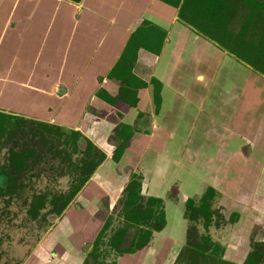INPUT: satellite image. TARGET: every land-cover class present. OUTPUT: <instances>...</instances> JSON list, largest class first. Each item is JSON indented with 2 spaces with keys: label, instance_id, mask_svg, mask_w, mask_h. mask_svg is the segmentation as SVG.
Masks as SVG:
<instances>
[{
  "label": "crops",
  "instance_id": "obj_1",
  "mask_svg": "<svg viewBox=\"0 0 264 264\" xmlns=\"http://www.w3.org/2000/svg\"><path fill=\"white\" fill-rule=\"evenodd\" d=\"M225 1L237 31L248 7ZM183 2L0 0V110L72 127L105 152L19 264H82L132 172L167 216L134 264L162 262L183 200L206 182L248 214L237 227L256 223L264 234V76L182 21ZM126 91L131 102L116 97ZM121 123L133 135L115 157Z\"/></svg>",
  "mask_w": 264,
  "mask_h": 264
},
{
  "label": "flooded vegetation",
  "instance_id": "obj_2",
  "mask_svg": "<svg viewBox=\"0 0 264 264\" xmlns=\"http://www.w3.org/2000/svg\"><path fill=\"white\" fill-rule=\"evenodd\" d=\"M192 28L197 33H199L194 27ZM201 35L204 36L203 34ZM204 37L215 42L214 40L206 36ZM215 43L217 44V42ZM218 46L226 52L235 56L238 61L246 64L247 66L251 67L253 70L264 76V73L254 69L248 63L238 59L235 54L227 51L220 45ZM154 84L156 85V83ZM134 85H136L135 81L130 82L131 89ZM116 97H123L125 98L123 99L124 101L131 102L133 95L126 91L123 94L119 93ZM115 99V97H112L111 102H113ZM0 112L12 114L1 110ZM16 116H18L19 119H17V122L14 124V126L9 127L8 129L6 128L7 130L1 133L0 137L4 135L8 136L12 132L17 131L22 133V135L27 134L28 136H30V140H26V143H24L23 146H12L10 150L25 151L27 149H31L33 152L28 156V163L31 162L34 165L37 163L40 164L49 161L50 159L52 160L55 158L56 160L57 158H59L61 162L65 163V165L67 164L68 167H70L72 170L70 171V173H72L70 177L71 181L67 188H63L61 190L43 189L46 192L39 193L33 191V194L31 193L30 196L31 202H27L28 204H23L24 207H26V213H34V215H30L35 217L41 214L40 210L43 208V206H45L44 204L48 203L50 207V213L56 215V217L61 219L76 203L80 191L84 188L85 184L97 171L99 165L104 160L105 152L77 129H74L72 127L59 126L46 121L26 118L20 115ZM35 122L45 123L49 126V129L47 130L36 127ZM57 128L64 130L66 133H69L70 131L79 132L82 140L80 143L81 149H83L85 147V144L89 142L100 153H103V159L98 164L94 172L66 203L64 202L73 189L75 177L77 176V170L72 167L70 161H72L73 163L75 162L77 165H79V160L84 157V153L80 150L73 151L71 145L64 143V138L66 136L65 134L58 138L55 131V129ZM132 135L133 132L131 128L129 126H126L125 124L121 123L115 127L114 137H119L118 143L115 145V148L113 150V154L115 157L121 153V150H123V148L127 145V142L132 137ZM1 142L2 140H0V144ZM42 146H45L44 149L49 150L48 154L43 151V149L41 148ZM58 148L62 149V151L60 152V156L55 153V149ZM10 150L9 152H7L8 158L10 155ZM48 155H50L49 160H46L48 158ZM31 159H33V161H31ZM27 165L21 168L20 172L15 175H20L23 169L27 167ZM8 169L4 168V171L7 175L10 176L11 173L8 171ZM3 181L4 182L2 183V190L0 191V193L10 195L12 191L10 192L9 190L13 186H15V180L14 182H12V185L10 184L11 181L7 177ZM47 182L52 183V181L50 180L46 181L45 183ZM37 185L38 184L30 182L27 186H22L23 190L20 189L18 191H26V193H29L28 191H30V189L32 188H35ZM17 188H19V186H17ZM167 195L168 197L172 196V190L167 192ZM35 196L40 197L35 198ZM216 197L220 198L219 205H222L224 210L218 208V205H214ZM127 201L130 202L128 205H126ZM118 203L119 207L116 208L118 209L117 213H104V215H102L103 217L99 215V218L102 219V223L93 237V240L91 242V250L86 253L82 264H118L123 259V262H125L127 259H129L128 257H130V259H133L134 257H136V255H138L139 252H144V248L151 243L154 232L163 229L167 224L164 199L161 197L153 196H147L146 198H144L141 193L140 176L135 172H132L130 174L129 180L125 184L124 190L118 199ZM32 204L33 210L31 209ZM57 209H60V211L58 212ZM181 209V221L183 224H185L187 218L194 220V222H199V220H202L201 223L203 224L205 229L208 228V225H211L213 223L215 224L214 226L216 228L223 227L224 233H226V237L228 238H216L210 235L209 232L199 233V235L197 236L199 241L196 247L195 245L190 243L187 245L188 242L185 240L186 225L184 229L182 228V225H179L178 230L176 231V233H174L176 235V238H170V240L166 242V246H170V248H167L168 252L165 251V254L158 258L160 261H162L160 264H179L181 260L180 257L185 252L184 250H186L187 248H189L192 252L196 249L197 253L195 252L193 256L190 255L192 256V260L190 262L193 264H198L199 261L202 260V258H204L203 261L209 259L217 262L218 264H264V234L262 228L259 227L256 223H251L249 225H245L244 227H237L236 223L239 221V219L242 216H247L248 214H246L245 212H240V210L237 209V207L234 206L233 203L223 200L222 193L217 191L214 185L206 182V184H204V187L202 186L199 191L183 200ZM142 214H144L145 217L142 216ZM115 218L116 222L114 221ZM219 220L222 223H220ZM46 222L48 223V220ZM113 222L115 223L114 226L112 225ZM55 225L56 224L52 225L48 232L53 229ZM101 244L104 246L102 247ZM28 247L29 246L26 245L24 251L29 250L30 248Z\"/></svg>",
  "mask_w": 264,
  "mask_h": 264
},
{
  "label": "rangeland",
  "instance_id": "obj_3",
  "mask_svg": "<svg viewBox=\"0 0 264 264\" xmlns=\"http://www.w3.org/2000/svg\"><path fill=\"white\" fill-rule=\"evenodd\" d=\"M0 140H2L0 144V166H4V168L7 169L10 168L8 169V171L11 173L12 168L8 163L9 159L7 152H9L12 146H23V144L26 143V140H30V136H28L27 134L22 135V133L15 131L8 136L4 135L0 137ZM41 148L43 149V151H45V153H49L48 149H44L45 146H42ZM47 157L48 158L46 160H49L50 155H48ZM31 161H33V159H31ZM70 171L72 170L70 167H68L67 164L65 165V163L61 162L59 158H57L56 160L54 158L52 160L50 159L49 161L40 164L37 163L35 165L30 162L28 163L27 167L23 169L20 175H13L15 178V186H13L11 189L9 188V191H12L10 195L0 193V264H19L20 262H22L24 258L27 257L32 250H34V248L39 246L42 239L46 236L48 230L59 220L56 215L50 213V207L48 203L44 204L45 206L42 205L43 208L40 210L41 214L35 217L30 215H34V213H26V207H24L23 204L31 202L30 196L31 193L33 194V191L39 193L46 192L43 189L61 190L63 188H67L71 181L70 177L72 173H70ZM49 180L52 181V183H45ZM30 182L38 185L35 188L30 189V191H28L29 193H26V191H18L23 188L22 186H27ZM17 186H19V188H17ZM174 198L176 201H179L177 200V197L174 196ZM218 198L219 197L215 198L214 205H218V208L224 210L223 206L219 205L220 198ZM118 205L119 203L117 201L115 207L112 210L110 209V211L117 213L118 209L116 208L119 207ZM104 209V207L101 208V210L103 211ZM47 220L48 223L46 222ZM114 221L116 222V218L114 219ZM201 221L202 220H199V222H194V220L187 218L185 224H181L183 229L186 225L185 240L188 242L187 245L190 243L195 245L196 247L199 241V239L197 238L199 233L209 232L210 235L216 238L226 237V233H224L223 227L216 228L214 226L215 224L212 223L211 225H208L207 229H205ZM112 225L114 226L115 223L113 222ZM26 245L29 246L28 248L30 249L24 251ZM101 246L103 247L104 245L101 244ZM184 251L185 252H182L183 254L180 257L181 260L179 264H193L190 261L192 260V256L196 252V249L193 250V252L189 248ZM141 257H143V252H139L138 255H136V257H134L133 259H130V257H128L129 259H127L125 262H123V259L118 264H134L138 259L139 262L141 260ZM133 260L135 261L133 262ZM203 260L204 258H202V260H200L198 264H218L217 262L209 259L206 261Z\"/></svg>",
  "mask_w": 264,
  "mask_h": 264
},
{
  "label": "trees",
  "instance_id": "obj_4",
  "mask_svg": "<svg viewBox=\"0 0 264 264\" xmlns=\"http://www.w3.org/2000/svg\"><path fill=\"white\" fill-rule=\"evenodd\" d=\"M244 4L248 7V12L243 17L240 29L237 31H233L229 27L232 16L229 13L228 3L225 0H184L178 16L182 21L194 27L199 33L214 40L218 45L235 54L238 59L264 73V0H244ZM17 119L19 117L16 115L0 112V134L9 127L14 126ZM35 124L36 127L49 129V126L45 123L35 122ZM55 131L58 138L64 134L66 135L64 143L71 145L73 151L80 150L84 153V157L79 160V165L70 161L72 167L77 170V176L75 177L73 189L64 202L66 203L94 172L103 159V153H100L89 142L81 149V135L77 131L66 133L60 128L55 129ZM61 151L62 149H55V153L59 156ZM32 152L31 149L25 151L10 150L8 159L9 165L13 170H11L9 176L4 171V166H0V191L2 190L3 180L6 177L11 181L10 184H13L12 182L15 180L13 175L18 174L21 168L27 165L28 156ZM38 197L40 196H35V198ZM129 203L127 201L126 205ZM31 209L33 210V204ZM57 211L59 212L60 209H57ZM142 216L145 217L144 214Z\"/></svg>",
  "mask_w": 264,
  "mask_h": 264
}]
</instances>
